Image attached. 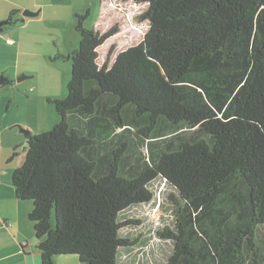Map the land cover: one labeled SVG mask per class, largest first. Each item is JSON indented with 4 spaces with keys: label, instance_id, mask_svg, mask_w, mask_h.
Returning a JSON list of instances; mask_svg holds the SVG:
<instances>
[{
    "label": "trees",
    "instance_id": "trees-1",
    "mask_svg": "<svg viewBox=\"0 0 264 264\" xmlns=\"http://www.w3.org/2000/svg\"><path fill=\"white\" fill-rule=\"evenodd\" d=\"M136 1L147 4L136 21L148 29L134 44L124 45L109 0L97 28L85 26L88 13L75 16L59 122L24 134L12 185L33 204L42 264L68 255L118 264L131 243L120 231L133 224L120 215L149 203L157 178L179 197L165 264H259L264 0Z\"/></svg>",
    "mask_w": 264,
    "mask_h": 264
},
{
    "label": "rangeland",
    "instance_id": "rangeland-1",
    "mask_svg": "<svg viewBox=\"0 0 264 264\" xmlns=\"http://www.w3.org/2000/svg\"><path fill=\"white\" fill-rule=\"evenodd\" d=\"M15 1L9 0L8 5L4 2L1 6L6 23L0 26V73L6 71L9 78L15 79L11 85L2 86L0 93H6L10 98L6 108L15 107L18 99L24 109L19 112V117L26 112H29V117L34 116V123L40 129H29L30 132H44L59 122L55 102L67 95L72 69L70 55L78 48L80 40V34L75 30V16L88 13L85 26L97 28L102 19L100 0H33L37 9L27 10L23 14L26 18L20 12L11 13L18 9ZM109 1L111 9L117 11L121 26L126 30L123 37L129 38L124 45L138 43L147 31L148 23L137 22L136 17L146 10L147 4L136 0ZM29 6L27 4L28 9ZM30 14L33 16L29 17ZM20 27L22 29L17 34ZM17 35H21L25 41L24 47L4 46L8 36L17 38ZM107 50L108 47H104L102 55ZM23 70L29 71L22 73ZM14 72L25 76L24 80L18 81V75ZM28 96L32 98L29 100ZM21 126H18V131L21 128L28 131L27 127ZM15 152L22 154V148H17ZM149 190L153 194L149 203L128 208L120 215V222L133 221V224L120 231V237L131 243L128 247L120 248L118 264H165L173 252V243L167 233L174 232L178 193L161 178L154 180ZM256 244L258 263L264 264V229L258 231ZM64 259L79 264L76 255H68Z\"/></svg>",
    "mask_w": 264,
    "mask_h": 264
},
{
    "label": "crops",
    "instance_id": "crops-1",
    "mask_svg": "<svg viewBox=\"0 0 264 264\" xmlns=\"http://www.w3.org/2000/svg\"><path fill=\"white\" fill-rule=\"evenodd\" d=\"M4 2H7L8 5L9 0H0V21H4L5 19L3 18L4 13L1 7ZM14 3L18 9L13 10L11 13L20 12L23 18H26L23 14L27 10L34 11L37 9L33 4V0H16ZM27 4L30 5L29 9ZM30 16L33 15L30 14ZM25 20L28 21L27 19ZM21 29L22 27H20L17 34L20 33ZM0 40H2V36H0ZM8 40H11L9 42L12 43H8ZM24 42L21 35H17V38H9L8 36L5 39L4 46H17L20 49L24 47ZM56 59L57 57L52 59V61ZM27 71L29 70H23L22 73H26ZM5 72L0 73L2 75L0 79L5 78L10 82L7 85H11L15 78H9ZM14 73L16 76L18 75L17 80L20 77H25L19 75V72ZM23 80L24 78L21 79V81ZM31 98L32 96H28L29 100ZM9 99L8 94L0 93V264H42L38 248L40 242L35 236L33 223L29 219L33 204L27 200L17 199L12 185V174L22 165L25 156L23 151L24 139L20 131L23 128L18 131V126H25L30 131L35 129L37 131L40 128L35 125L34 116L29 117V112L19 117V112L24 109L21 108L22 106L18 99H16L15 107L10 106L6 108L7 100ZM42 131L40 130L37 133ZM17 148H22V154L17 152L15 156ZM26 202H30L31 204ZM64 258L65 256L56 258L55 264H75L73 261Z\"/></svg>",
    "mask_w": 264,
    "mask_h": 264
},
{
    "label": "water",
    "instance_id": "water-1",
    "mask_svg": "<svg viewBox=\"0 0 264 264\" xmlns=\"http://www.w3.org/2000/svg\"><path fill=\"white\" fill-rule=\"evenodd\" d=\"M3 23H6V21L0 23V26H1ZM22 78H25V77H20V78L18 79V81H21ZM1 82H2V80L0 79V83H1ZM20 131H21L23 134H25V135H29V134H30V131H29V130L27 131V130L21 129Z\"/></svg>",
    "mask_w": 264,
    "mask_h": 264
},
{
    "label": "built area",
    "instance_id": "built-area-1",
    "mask_svg": "<svg viewBox=\"0 0 264 264\" xmlns=\"http://www.w3.org/2000/svg\"><path fill=\"white\" fill-rule=\"evenodd\" d=\"M9 41H11V40H8V43H12V42H9Z\"/></svg>",
    "mask_w": 264,
    "mask_h": 264
},
{
    "label": "flooded vegetation",
    "instance_id": "flooded-vegetation-1",
    "mask_svg": "<svg viewBox=\"0 0 264 264\" xmlns=\"http://www.w3.org/2000/svg\"><path fill=\"white\" fill-rule=\"evenodd\" d=\"M5 22V21H4Z\"/></svg>",
    "mask_w": 264,
    "mask_h": 264
}]
</instances>
